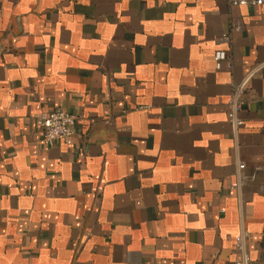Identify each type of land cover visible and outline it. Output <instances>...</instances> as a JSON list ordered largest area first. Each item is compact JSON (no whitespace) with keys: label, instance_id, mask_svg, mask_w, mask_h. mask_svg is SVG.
I'll use <instances>...</instances> for the list:
<instances>
[{"label":"crops","instance_id":"crops-1","mask_svg":"<svg viewBox=\"0 0 264 264\" xmlns=\"http://www.w3.org/2000/svg\"><path fill=\"white\" fill-rule=\"evenodd\" d=\"M241 234L264 264V8L0 0V264H235Z\"/></svg>","mask_w":264,"mask_h":264},{"label":"built area","instance_id":"built-area-1","mask_svg":"<svg viewBox=\"0 0 264 264\" xmlns=\"http://www.w3.org/2000/svg\"><path fill=\"white\" fill-rule=\"evenodd\" d=\"M232 7H259L264 8V0H226ZM229 39L224 37L217 41L219 49L214 54V62L217 70L227 69L232 71L234 66L227 50L222 49L224 45H228ZM253 74L248 75L240 83L234 87L233 94L228 103V119L235 133L244 126L241 114L245 105L243 94ZM82 116L74 115L66 110H52L43 114L38 120V126L43 134L44 142L49 146H55L57 142L62 141L66 145L72 146L79 135V122L83 120ZM246 165L240 163L238 171L241 173L245 170ZM239 181L234 184L238 188ZM236 250L239 253V259L235 264H260L253 261L248 254L246 247V235L241 234L236 238Z\"/></svg>","mask_w":264,"mask_h":264}]
</instances>
